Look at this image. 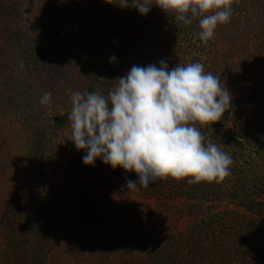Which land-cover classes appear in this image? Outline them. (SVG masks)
I'll return each mask as SVG.
<instances>
[{"label": "trees", "instance_id": "trees-1", "mask_svg": "<svg viewBox=\"0 0 264 264\" xmlns=\"http://www.w3.org/2000/svg\"><path fill=\"white\" fill-rule=\"evenodd\" d=\"M120 6L0 0V119L9 126L0 156L13 151L8 128L26 158L20 178L7 177L0 157V264H51L67 250L73 264H264V0H232L229 22L206 43L200 17L184 25L155 6L144 16ZM162 59L169 68L199 62L230 90L219 121L194 124L205 146L231 156L224 179L157 178L131 190L134 173L99 159L85 166L84 153L60 139L73 92L107 98L131 66ZM45 92L50 105L40 103ZM174 205L184 219L177 227L161 215ZM73 245L94 258L74 255Z\"/></svg>", "mask_w": 264, "mask_h": 264}, {"label": "clouds", "instance_id": "clouds-1", "mask_svg": "<svg viewBox=\"0 0 264 264\" xmlns=\"http://www.w3.org/2000/svg\"><path fill=\"white\" fill-rule=\"evenodd\" d=\"M232 0H121L141 16L155 6L190 25L199 19V38L207 42L218 24L228 23ZM114 55L109 62H115ZM107 98L98 92H73L67 140L84 154L85 166L97 159L112 169L132 172L126 188L147 189L157 178H190L189 183L227 177L231 156L215 144L204 145L195 123L211 125L231 108L232 95L221 79L199 62L169 68L165 60L131 66ZM41 104H51L45 92Z\"/></svg>", "mask_w": 264, "mask_h": 264}, {"label": "rangeland", "instance_id": "rangeland-1", "mask_svg": "<svg viewBox=\"0 0 264 264\" xmlns=\"http://www.w3.org/2000/svg\"><path fill=\"white\" fill-rule=\"evenodd\" d=\"M263 3V2H262ZM2 47H3V45H2ZM0 48H1V46H0ZM54 109V106H51V107H47L46 108V111L48 112V113H50L52 110ZM59 109V108H58ZM1 120L2 119H0V129H2L3 127H9L8 125H6V124H3L2 122H1ZM7 129L8 128H4V133H5V136H6V138H5V136H4V138L5 139H7L9 142V144L8 145H10L9 147L10 148H12L13 149V151H11L10 153H8V149L6 148V147H4V145H2L3 146V149H5V152H6V154L4 155V156H0L1 157V159L4 161V163H5V165H4V168H5V171H9L8 173H7V177L8 176H17L18 174H20V178L21 177H23V173L25 172V175H26V170H25V166H26V162H25V152H16L15 151V149L16 148H18V146H20V145H18L17 143H19L20 141H18L17 143H16V145L17 146H15L14 147V145H12V143L11 142H13L12 141V139L14 138V136H12V134L11 135H7V133H6V131H7ZM70 127L66 130V132H65V136H61L60 137V139H63L64 140V142H65V144H66V146H68V145H71V141H69V140H67V134L70 132ZM9 131V132H8ZM7 132L8 133H12V131L9 129ZM14 133V132H13ZM15 135V134H14ZM13 137V138H12ZM64 137V138H63ZM4 139V140H5ZM1 141H3V140H1ZM7 142V141H6ZM14 144V143H13ZM21 147V146H20ZM22 149V148H21ZM8 153V154H7ZM72 162H71V167L73 168V167H75V166H73V160H71ZM22 174V175H21ZM11 178V177H10ZM9 178V179H10ZM262 200H263V203H264V194H263V196H262ZM177 208V206H173L172 208H171V210H169L167 213H162L161 215H163L164 217H162V219L166 222H169V225H172L173 223H174V225L177 227V225H179V224H182L183 225V223H184V219L182 218V217H180L179 218V214H178V210L176 209ZM262 217L264 218V209H263V214H262ZM171 221V222H170ZM177 223H179V224H177ZM181 225V226H182ZM176 229V228H175ZM3 245V232H2V229L0 228V245ZM1 245V246H2ZM0 246V261L2 260V255H3V253H1L2 252V250L4 249V248H2ZM71 248H73V252H74V255H79V256H83V257H85V258H88V257H93L94 258V256L93 255H91L90 253L91 252H94L93 250H90L87 246H77V245H73ZM65 251V250H64ZM76 251V252H75ZM62 253V252H61ZM70 254V255H69ZM57 255H59L60 256V254H57ZM72 255H71V252H70V250H67V252L66 253H63L61 256H60V258L58 259H56L55 261L53 260L52 261V263L51 264H60V263H62V264H73V260L70 258ZM98 258V257H97ZM93 263V260H91L90 262H89V264H92ZM98 264V263H100V264H106V262L104 263V262H101L100 261V259H96L95 258V262L93 263V264ZM86 264H88V262H86Z\"/></svg>", "mask_w": 264, "mask_h": 264}]
</instances>
